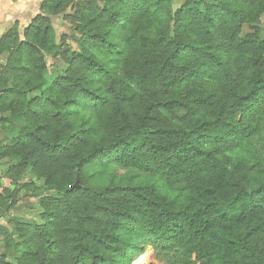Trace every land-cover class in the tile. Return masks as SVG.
<instances>
[{
	"label": "trees",
	"instance_id": "1",
	"mask_svg": "<svg viewBox=\"0 0 264 264\" xmlns=\"http://www.w3.org/2000/svg\"><path fill=\"white\" fill-rule=\"evenodd\" d=\"M175 1L42 0L0 39V113L23 119L0 158L59 194L0 264H132L148 247L159 264H264V0ZM71 4L77 51L49 18Z\"/></svg>",
	"mask_w": 264,
	"mask_h": 264
},
{
	"label": "rangeland",
	"instance_id": "2",
	"mask_svg": "<svg viewBox=\"0 0 264 264\" xmlns=\"http://www.w3.org/2000/svg\"><path fill=\"white\" fill-rule=\"evenodd\" d=\"M82 1V0H76ZM205 3L212 4L215 0H202ZM181 1L174 2V8H177ZM74 6L71 4L62 13L50 16V21L53 26L57 43L66 44L71 51H77L76 41L80 35L74 31L72 20L74 16ZM260 25L264 30V15L260 17ZM49 73L62 72L66 63L62 58L52 59L48 58ZM23 119L21 117H10L9 114L0 113V147L6 145L7 133L3 129L4 126L10 125L9 134H16L19 127L22 125ZM12 135V136H13ZM16 161L9 158H0V193L3 194V200L8 201V208L3 211L0 218V257L4 251L9 239L18 241V234L15 230V224H23L28 221L41 222L39 218L43 212L40 207V201L44 197H57L59 194L56 191H48L43 185V180L26 170H18L15 168ZM114 167L109 165L106 169L108 173ZM15 168V169H14ZM100 167H92L89 172L97 173ZM126 172L122 169H117V174L122 175ZM96 178H101L99 182H104L106 176L97 175ZM95 181V178H93ZM26 186V187H25ZM2 203V200H0ZM153 252L150 247L144 250V253L135 260L136 264H159L153 259ZM142 258V259H140ZM134 261V262H135ZM133 262V263H134ZM132 263V264H133Z\"/></svg>",
	"mask_w": 264,
	"mask_h": 264
},
{
	"label": "crops",
	"instance_id": "3",
	"mask_svg": "<svg viewBox=\"0 0 264 264\" xmlns=\"http://www.w3.org/2000/svg\"><path fill=\"white\" fill-rule=\"evenodd\" d=\"M41 2L42 0H0V39L12 28H16L21 39L23 30L40 14ZM5 64L6 54L2 53L0 67Z\"/></svg>",
	"mask_w": 264,
	"mask_h": 264
},
{
	"label": "water",
	"instance_id": "4",
	"mask_svg": "<svg viewBox=\"0 0 264 264\" xmlns=\"http://www.w3.org/2000/svg\"><path fill=\"white\" fill-rule=\"evenodd\" d=\"M78 187V181L75 182V184L71 187V190Z\"/></svg>",
	"mask_w": 264,
	"mask_h": 264
},
{
	"label": "bare ground",
	"instance_id": "5",
	"mask_svg": "<svg viewBox=\"0 0 264 264\" xmlns=\"http://www.w3.org/2000/svg\"><path fill=\"white\" fill-rule=\"evenodd\" d=\"M140 259H142V258H140ZM138 260H139V258H138ZM138 260H137V261H138ZM137 261H135L133 264H136Z\"/></svg>",
	"mask_w": 264,
	"mask_h": 264
}]
</instances>
